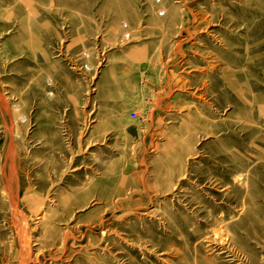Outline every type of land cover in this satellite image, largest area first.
Masks as SVG:
<instances>
[{"label": "rangeland", "instance_id": "obj_1", "mask_svg": "<svg viewBox=\"0 0 264 264\" xmlns=\"http://www.w3.org/2000/svg\"><path fill=\"white\" fill-rule=\"evenodd\" d=\"M0 264H264V0H0Z\"/></svg>", "mask_w": 264, "mask_h": 264}]
</instances>
